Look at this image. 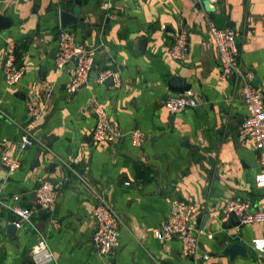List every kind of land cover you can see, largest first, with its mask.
I'll list each match as a JSON object with an SVG mask.
<instances>
[{"label":"crops","instance_id":"obj_1","mask_svg":"<svg viewBox=\"0 0 264 264\" xmlns=\"http://www.w3.org/2000/svg\"><path fill=\"white\" fill-rule=\"evenodd\" d=\"M211 4L236 31L239 63L252 71V83L264 99V0ZM71 8L82 26L59 23V13ZM0 16L10 21L0 30V264H32L33 235L45 240L48 264H264V248L254 243L264 239V223L235 226L223 212L233 198L264 210V186L256 184L264 162L251 142L238 139L246 109L236 80L220 72L207 31L214 13L196 0H0ZM61 27L94 49L90 78L71 93L73 62L63 69L55 65ZM180 28L188 39L184 60L170 55ZM8 41L23 70L14 85L4 81ZM107 67L118 72V87L94 80ZM171 79L190 86L183 93L196 97L195 107L178 114L166 109L168 96L180 94L169 89ZM32 95L43 112L34 128L35 145L20 151L26 100ZM95 103L117 134L113 142L92 139ZM134 129L144 135L138 146L131 143ZM3 155L18 159L15 171L2 164ZM40 178L57 190L51 213L35 203ZM94 190L119 217V244L107 255H99L91 243ZM173 198L193 202L199 210L192 223L199 244L194 254L175 237L153 235ZM9 205L32 212L13 235L5 227ZM228 234L229 241L244 243L246 256L230 259L222 253V237Z\"/></svg>","mask_w":264,"mask_h":264},{"label":"built area","instance_id":"obj_2","mask_svg":"<svg viewBox=\"0 0 264 264\" xmlns=\"http://www.w3.org/2000/svg\"><path fill=\"white\" fill-rule=\"evenodd\" d=\"M29 2L32 0H20ZM201 3L203 0H196ZM213 1V0H208ZM207 31L219 57V69L224 77H233L237 87L241 91L242 101L246 109V115L241 121L238 129V139L242 144L251 142L258 153L259 159L264 162V99L262 93L254 87L252 81L254 75L252 71L243 68L239 63V52L236 44L237 33L229 26L217 27L214 21L208 22ZM188 51L187 33L180 28L170 46V55L177 60H184ZM15 45L8 41L5 46L4 81L6 85L16 84L23 74L21 67L15 64ZM73 62V70L67 92L76 91L90 78V70L94 62V49L87 48L77 43L72 34L65 28H60L57 32V49L55 54V65L58 69H63L65 65ZM97 83H105L111 80L113 86L120 85L118 72L107 67L99 70L95 74ZM198 101L195 96L188 93L173 94L165 100L166 109L172 114L181 113L183 110L195 107ZM43 108L35 95L26 100V122L21 127L18 139L19 150L22 151L32 147L36 143L34 128L41 117ZM95 117L92 131V139L96 142H113L117 134L112 130L105 109L99 104L93 105ZM131 143L138 146L143 141L144 135L139 129L130 132ZM2 164L8 171H15L18 168V159L3 155ZM36 187L35 203L37 209L51 213L56 199L57 190L55 185L46 178H40ZM256 184L264 186V173L256 176ZM96 203L93 208L94 230L91 235L92 246L99 255H107L119 244V217L108 202L103 193L94 190ZM19 196L14 195L13 200L18 201ZM9 209L16 214L18 220L15 226L21 225V220H29L32 212L19 205H9ZM225 215L233 213L239 220L238 226L250 225L253 223H264V210L255 209L251 201L246 199L233 198L229 200L224 208ZM199 214L195 203L173 198L170 210L164 221L155 229L153 235L157 239L177 238L183 250L188 254H194L198 250V233L193 228V221ZM51 223L57 227V221L52 218ZM211 237V235H208ZM255 246L259 250L264 248V239L255 240ZM208 259V255H203ZM30 259L32 264H48L51 256L46 249L44 239H38L33 247Z\"/></svg>","mask_w":264,"mask_h":264},{"label":"water","instance_id":"obj_3","mask_svg":"<svg viewBox=\"0 0 264 264\" xmlns=\"http://www.w3.org/2000/svg\"><path fill=\"white\" fill-rule=\"evenodd\" d=\"M201 6L207 13H214V23L217 27L221 28L225 26L224 22V17L222 14H217L215 13L216 8L211 4L210 1L208 0H203L201 2ZM198 8H200V5H197ZM59 23L61 26L68 25L70 23H75V24H80L82 26L83 19L78 17V11L75 10L74 8H71L70 10H67L66 12H61L59 13L58 16ZM10 21L8 18L0 16V30L2 28H6L9 25ZM108 82H111V80H108ZM256 79L253 81L255 84ZM168 87L170 90H172L175 93H183L187 90L190 89V86L186 84L183 80H177V79H171L168 82ZM230 219H235L233 222V225L237 226L239 224L238 218L233 214H229ZM17 219V216L14 212L11 210L8 211L7 213V218H6V231L8 234L13 235L16 232V226H15V221ZM231 219V220H232ZM229 234L225 235L222 237V241L226 242L222 249V253L227 255L230 259H232L236 255L240 256H246V247L243 242L236 240V241H229ZM38 242L37 235H33V238L29 241L28 248L31 249L33 246H35Z\"/></svg>","mask_w":264,"mask_h":264}]
</instances>
